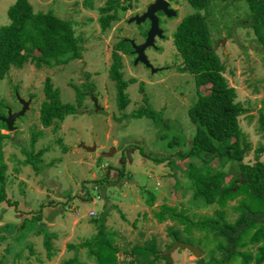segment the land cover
Instances as JSON below:
<instances>
[{
	"label": "rangeland",
	"instance_id": "1",
	"mask_svg": "<svg viewBox=\"0 0 264 264\" xmlns=\"http://www.w3.org/2000/svg\"><path fill=\"white\" fill-rule=\"evenodd\" d=\"M150 1L153 0H132L127 9L118 10L119 18L101 29L98 8L105 0H30L35 11L52 9L56 15L69 18L82 49L79 57L66 63L37 67L29 61L21 67H11L0 78V105L6 104L15 111L21 108L16 93L30 98L25 112L16 117L14 129H2L10 132L3 142L4 186L7 197L14 203L0 202V264H95L84 246L69 247L70 243L78 244L96 232L93 218L102 221L105 230L114 232L121 260H134L132 246L147 245L150 240H154L161 255L174 240L200 248L196 256L187 248L177 247L170 253V264H200L198 258L209 259L210 248L219 256L213 232L195 225L187 231L184 222L168 215L159 220L155 215L163 202L194 221L204 215H216L217 203L206 204L193 196L184 171L187 161L210 163L226 171V178L238 170V161H224L212 152H198L200 157L189 155L195 124L189 119L187 108L196 101L197 92L194 75L179 70L182 57L173 44L179 20L194 11L187 0L170 1L177 14L163 16L165 36L155 40L158 48H145L152 64L167 65L166 69L151 71L142 62L135 63L131 53L115 49L121 55L122 76L128 81L124 90L128 102L122 108L118 106L115 81L109 77L114 43L121 37L140 42L147 27L146 22L137 24L127 18L140 14ZM12 2L0 0V24L9 22L7 8ZM249 13L244 0H211L205 18L213 47L225 66L224 75L235 89L234 101L244 109L238 117L245 144L242 160L254 163L260 146L263 149L258 159L264 162V43L256 37L248 21ZM47 77L59 89L64 102H76L72 84L83 88L82 82H89L92 88L77 106V112L45 126L39 108L45 98L43 87ZM199 89L208 92L205 85ZM148 104L158 111L160 122L132 114ZM6 112V107L0 108V116ZM33 133L37 138L31 143ZM173 135L180 142L167 148L166 140ZM39 149L43 152L35 169L25 162V151ZM173 154L177 155L175 162L179 167H172L165 158L156 161L160 156L171 158ZM122 162L125 171L119 176ZM148 191L153 194L152 205L145 200ZM240 197L228 199L222 207L227 220L234 221L240 214L237 206ZM32 217L34 225L24 229L25 219ZM41 223L56 233L50 257L42 234L34 232ZM170 226L178 228L181 235L172 238ZM184 235L201 236L204 241L199 245ZM248 238L245 234L244 240ZM258 244L247 242L238 248L254 252ZM72 257L77 261L70 263ZM165 261L158 257L156 264ZM230 264L256 263L236 259Z\"/></svg>",
	"mask_w": 264,
	"mask_h": 264
},
{
	"label": "trees",
	"instance_id": "2",
	"mask_svg": "<svg viewBox=\"0 0 264 264\" xmlns=\"http://www.w3.org/2000/svg\"><path fill=\"white\" fill-rule=\"evenodd\" d=\"M210 1L187 0L194 11L185 14L173 32V43L182 57V65L178 68L194 75L197 92L196 101L187 108L188 117L195 124L189 155L196 156L198 152H212L224 158V161L227 159L238 161V170L226 178V171L210 163L203 160L200 162L187 161L184 171L190 181L193 196L203 200L206 204L217 203L216 215H204L197 221L190 220L187 214L182 211L175 212V208L165 202L160 204V209L155 211V215L159 220L166 218V215L173 219L176 218L185 223L184 228L187 231H191V226L195 225L213 232L217 240L215 245L220 250L219 256H215L214 249L210 248L209 259L198 258L200 264H230L236 259H240L243 263L253 260L256 264H264V162L258 159L263 147L256 149L257 159L254 163L243 162L245 144L238 117L244 109L234 101L235 89L229 85L224 75L225 66L212 44L210 29L205 18V11ZM244 1L250 10L248 21L256 37L264 43V0ZM131 5L132 0H105L98 8V21L101 29L107 28L113 20L119 18V9H127ZM7 14L9 22L0 24V78L11 67H21L29 61L40 67L44 64L66 63L81 55L82 46L77 35L74 34L72 21L69 18L56 15L52 9L35 11L30 0H14L8 6ZM124 43H128V46H123ZM129 48H132L130 42L123 40L122 37L114 43L111 54L112 62L108 71L109 77L114 79L117 87V101L120 108L128 102V96L124 91L128 81L122 76L121 55L115 49L130 53ZM203 85L208 88L207 93L199 89ZM72 86L75 89L76 102H64L60 99L59 89L53 86L49 77L46 78L43 87L45 98L39 108V117L43 125H50L56 120H62L69 113L77 112V106L82 104L87 92L92 88V83L82 82L83 88L77 84H72ZM2 107L7 108V105L1 104L0 108ZM132 114L134 116L146 115L155 123L161 120L158 111H155L149 104L134 110ZM2 129H7V126L0 119V202L6 201L10 204L14 201L7 197L5 191L6 162L3 152L4 138L8 137L10 132H2ZM36 138L37 134L33 133L31 143ZM179 142V138L173 135L166 140V146L173 148ZM181 144L185 143L181 141ZM25 152L27 154L25 162H30L35 169H38L43 149ZM163 158L168 159L172 167L180 166L175 162L177 155L173 154L171 158L163 155L156 161H161ZM124 164L122 162L119 166V176L124 175ZM102 179L104 177L100 178ZM178 185L175 183V187ZM237 195L242 196L238 198L237 204L241 212L234 221H230L226 219V211L222 207L228 199ZM145 200L152 205L153 194L148 191ZM25 220L27 223L22 225L24 229L34 225L33 217ZM92 220L96 223V232L78 244L70 243L69 247L84 246L87 255L94 259L95 264H127L134 260L137 264H156L158 257L165 258L166 261L162 264L167 263L168 258L160 254L154 240H150L147 245H133L131 250L136 255L134 260L133 258L119 259L118 246L114 242V232L105 230L104 223L99 219L93 218ZM169 228L172 238L181 235L178 228L173 226ZM34 232L42 234L43 245L47 256L50 257L53 253L52 237H55L56 233L49 231L42 223ZM245 234H248V240H244ZM184 236L196 241L199 245H202L204 241L201 236ZM219 236H223L224 239ZM247 242L259 243L254 252L248 248H238L246 245ZM150 254L152 257L147 258ZM72 261L77 260L72 257L69 262ZM78 264L86 263L78 262Z\"/></svg>",
	"mask_w": 264,
	"mask_h": 264
},
{
	"label": "water",
	"instance_id": "3",
	"mask_svg": "<svg viewBox=\"0 0 264 264\" xmlns=\"http://www.w3.org/2000/svg\"><path fill=\"white\" fill-rule=\"evenodd\" d=\"M158 10H162L167 16H172L176 14V10L172 7L168 6V0H153L148 3L145 10L138 14H133L127 18L128 22L134 21L135 23H140L144 21L146 18L149 19V27L146 31V36L142 42H136L131 37H124V40L130 42L132 47V52L135 53L134 62H142L145 66L150 67L151 70H155L153 64L150 62L147 54L145 53V48L148 46H155V36L163 37V28L159 25V17L156 14ZM19 102L21 103V108L15 111H12L10 107H7L6 115H1L0 119L3 120L7 126V130L14 129V121L16 117L23 114L29 105V100L21 97L18 93H16ZM179 248H187L194 255H199L200 248L197 245H194L190 242H185L181 240H174L172 244H170L167 249L162 253V256L168 258V264L171 263L172 259L170 253L172 250Z\"/></svg>",
	"mask_w": 264,
	"mask_h": 264
},
{
	"label": "flooded vegetation",
	"instance_id": "4",
	"mask_svg": "<svg viewBox=\"0 0 264 264\" xmlns=\"http://www.w3.org/2000/svg\"><path fill=\"white\" fill-rule=\"evenodd\" d=\"M170 1L171 0H168V6L169 7H172V5H171V3H170ZM151 2V1H150ZM149 3V2H148ZM148 5V4H147ZM147 5H146V7H147ZM145 7V8H146ZM173 8V7H172ZM175 9V8H174ZM145 10V9H144ZM144 10H142L140 13H142ZM156 14L158 15V17H159V25L163 28V34H164V36H165V28L166 27H163L162 26V18H163V16H165V17H170V16H167L162 10H158L157 12H156ZM177 14V13H176ZM175 14V15H176ZM175 15H172V16H174L175 17ZM147 23V27L143 30V35H142V40L140 41V42H142L143 40H144V38H145V36H146V31H147V29H148V27H149V23H150V21H149V19L148 18H146L144 21H142V22H140V23ZM140 23H138V24H140ZM140 30V32H141V28L139 29ZM163 36V37H164ZM157 38H158V36H155V39H154V41L155 40H157ZM174 44V43H173ZM175 46V45H174ZM146 48H148V47H146ZM158 48V46H157V42L155 41V46H154V49H157ZM128 51L132 54V57H135V53H133L132 52V48H129L128 49ZM151 62V61H150ZM152 63V62H151ZM154 66V65H153ZM148 68H150V67H148ZM154 68H156L155 70H151V68H150V70L151 71H158V70H163V69H166L167 68V65H160V66H154Z\"/></svg>",
	"mask_w": 264,
	"mask_h": 264
},
{
	"label": "built area",
	"instance_id": "5",
	"mask_svg": "<svg viewBox=\"0 0 264 264\" xmlns=\"http://www.w3.org/2000/svg\"><path fill=\"white\" fill-rule=\"evenodd\" d=\"M93 213H94V210L91 209V210H90V214H93Z\"/></svg>",
	"mask_w": 264,
	"mask_h": 264
},
{
	"label": "clouds",
	"instance_id": "6",
	"mask_svg": "<svg viewBox=\"0 0 264 264\" xmlns=\"http://www.w3.org/2000/svg\"><path fill=\"white\" fill-rule=\"evenodd\" d=\"M132 38V37H131Z\"/></svg>",
	"mask_w": 264,
	"mask_h": 264
}]
</instances>
